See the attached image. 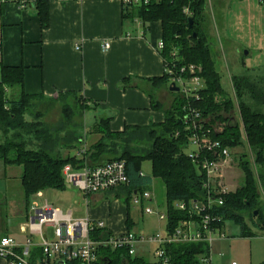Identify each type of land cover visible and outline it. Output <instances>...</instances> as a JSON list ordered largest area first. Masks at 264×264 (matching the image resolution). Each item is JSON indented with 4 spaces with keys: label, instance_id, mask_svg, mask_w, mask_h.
Returning <instances> with one entry per match:
<instances>
[{
    "label": "trees",
    "instance_id": "obj_1",
    "mask_svg": "<svg viewBox=\"0 0 264 264\" xmlns=\"http://www.w3.org/2000/svg\"><path fill=\"white\" fill-rule=\"evenodd\" d=\"M34 6L38 10L41 27L46 28L49 25L47 1L34 0ZM202 7V0H139L137 3L124 4V17L133 20L138 18L143 25L154 21L161 23V41L164 47L160 53L165 60V66L194 64L201 67L200 77L203 79L204 88L198 91V99L191 101L205 118L209 116L212 123H218L220 130L212 134L213 138H218L228 147H236L244 142L239 125L231 121L233 101L224 91L206 36L199 30L197 21ZM190 16L193 17V24L188 29ZM194 29L198 31L197 38L192 37ZM23 73V65L5 66L0 62V161L6 166L21 167V186L28 211L27 199L30 195L43 192L47 188H65L62 169L67 164L74 166L77 161L75 155L70 153L66 156L60 155V147L69 150L78 148L82 141V132H79L81 123L74 118L70 105H65L64 121L56 127L43 123L39 119V113L36 119L26 120L25 115L32 118L35 107L42 101L44 103L56 100L54 97L45 98L42 94L29 95L21 91ZM157 79L152 80L159 81L157 86L170 85L166 72L160 80ZM231 85L238 99L245 142L252 152L253 165L257 171L250 168L248 160L239 162L244 173L242 185L235 192L224 194V204L213 205L210 214L221 218V221L214 222L216 227L223 229L225 220L231 219L238 223L240 236H252L255 232L249 226L264 231V112L261 111L264 107V88L261 83L259 85L242 75H233ZM16 88L20 92L17 98L12 92ZM171 93L172 103L163 111L165 119L161 123L125 126L122 131H112L109 128V117L95 119L88 132L90 135L99 134L100 137L89 145L86 152L92 164L111 159L125 161L128 185L106 193H116L119 188L126 189L124 202L128 206L134 190L142 191L151 184L152 179H159L165 188L167 219L164 229L167 232L172 231L183 219L198 218L197 215L191 216L187 210L176 209L174 203L184 201L188 204H205L208 193L203 185L202 171L185 152L189 136L182 124L184 100L179 93ZM67 94L74 93H59L61 96ZM242 96H247L252 103H244ZM153 106L162 109L159 102H153ZM85 108H88L86 104ZM118 152V157H111L118 155ZM145 160L151 162L150 175L139 173ZM109 233L111 232L97 229L93 236L106 237ZM165 250L171 257V264H202L198 256L207 255L209 252L206 242L168 244ZM96 264L157 263L142 256H130L124 249L99 246Z\"/></svg>",
    "mask_w": 264,
    "mask_h": 264
},
{
    "label": "crops",
    "instance_id": "obj_2",
    "mask_svg": "<svg viewBox=\"0 0 264 264\" xmlns=\"http://www.w3.org/2000/svg\"><path fill=\"white\" fill-rule=\"evenodd\" d=\"M24 1L25 6L19 7L20 0H0V62L5 66H24L21 91L45 98L65 92L80 95L88 107L85 113L89 112L94 119L109 117L112 131L164 121L163 111L172 103L166 99L168 85L157 86L159 81H152L160 80L165 72V60L157 45L163 32L159 21L143 25L138 18H125L123 0H45L49 25L42 28L34 0ZM226 1L222 29L237 71L230 74L248 77V71L260 73L264 69V0ZM106 41L109 48L105 50L102 43ZM152 101L159 102L162 109L155 108ZM238 125L242 127L241 121ZM81 147L86 148L83 142L71 154L77 161L74 168H81L85 161L92 164L86 156L89 148L77 157ZM13 168L15 165L6 166L0 161V179H5L9 192L12 178L20 181L23 206L18 211L22 215L20 224L15 226L7 224L0 213V236L22 244L27 235L23 229L28 211L21 186L22 169L15 168L12 173ZM155 183L154 178L144 189L151 192L148 201L157 194ZM125 190L119 188L110 194L124 199ZM104 194L107 193L88 196L96 200ZM95 213L89 210L86 216L102 220L95 218ZM105 228L113 232L112 228ZM17 238L23 239L17 242ZM0 264L6 262L0 258Z\"/></svg>",
    "mask_w": 264,
    "mask_h": 264
},
{
    "label": "built area",
    "instance_id": "obj_3",
    "mask_svg": "<svg viewBox=\"0 0 264 264\" xmlns=\"http://www.w3.org/2000/svg\"><path fill=\"white\" fill-rule=\"evenodd\" d=\"M139 0H123V4L137 3ZM25 1L20 0L19 7H24ZM159 51L163 50L162 41L158 44ZM106 50L109 42L102 43ZM2 50L0 49V58ZM165 64V63H164ZM165 72L169 76V82L179 87L177 93L184 100L182 107V124L188 132V143L196 146V150L188 153V157L196 163L198 169L204 175V187L208 190L206 203L193 204L181 201L175 204V208L189 212L194 219H183L172 230L166 231L164 235L159 233L154 236L145 237L136 235L131 231L115 234L109 233L106 237H94L97 229L107 231L104 222L100 219L94 220L88 216L83 218L72 217L71 211L62 212L53 207L46 200L40 205L29 203L26 216V225L23 229L27 233L22 244L8 236H0V258L6 264H96L97 250L99 246L104 248L124 249L130 256L135 254L136 245L142 243L155 244L153 258L157 264H171V257L167 254L165 247L168 244H183L206 242L209 252L207 255H199L202 264H212L210 251L213 241L223 240L225 234L223 229L214 225L221 218L210 214L213 205L224 204L222 197L228 193L223 184L216 185L223 174V167L230 160V149L212 134L219 132L218 123H212L211 117L205 118L200 110L193 105L192 99H198V91L204 88L200 75L197 74L193 65L175 67L166 65ZM7 92V90H5ZM188 144V145H189ZM86 148L77 152V157L84 154ZM144 175L143 172H139ZM65 184L73 185L86 195L106 193L111 189L127 185L128 175L125 170V161L111 159L95 165L84 162L81 168H74L67 164L62 169ZM212 193V195H211ZM42 196V192L35 194ZM151 199V192L142 190L132 196L131 202L140 205L145 214H153L151 207L144 206ZM189 208V210H188ZM160 220H166L167 216L158 213ZM50 227L54 238L43 230V226ZM108 232V231H107ZM230 264H237L231 261Z\"/></svg>",
    "mask_w": 264,
    "mask_h": 264
},
{
    "label": "rangeland",
    "instance_id": "obj_4",
    "mask_svg": "<svg viewBox=\"0 0 264 264\" xmlns=\"http://www.w3.org/2000/svg\"><path fill=\"white\" fill-rule=\"evenodd\" d=\"M204 1L203 10L200 13V17L197 21L199 30L206 36L208 44L210 46L212 57L215 62V70L219 73L222 85L224 86V91L227 93L228 97L233 101L234 108L231 111V121L234 124H238L239 121L242 123L241 114L238 110V99L234 94L231 85V72L237 73L235 71L234 58L230 57L227 43H225V37L222 29L223 12L227 4L226 0H202ZM193 19V17H192ZM230 29L233 30L232 27ZM194 31H196L194 29ZM198 32V31H196ZM245 50L243 51L244 54ZM195 71L200 75L201 67L192 64ZM190 65V66H192ZM249 72V73H248ZM246 74L248 79L260 83L264 88V69L262 71H248ZM203 82V79L201 77ZM166 87V86H164ZM166 99H171V95L168 88H165ZM14 96L17 98L20 94L19 89L16 88L13 91ZM56 101L48 102L43 101L39 106L35 107L34 114L32 118L25 115L26 120L36 119L38 113L41 115V120L43 123L48 124L50 127H56L60 122L64 121V108L65 105L72 106V111L74 112V118L81 123L79 132H82V141L84 146L88 149L95 141L100 137L99 134L90 135L88 132L89 127L94 122V118L90 113H85V103L82 97L74 94H67L61 96L59 94L54 96ZM244 103H252L249 101L247 96L241 97ZM164 107V106H163ZM170 107V106H169ZM167 107V108H169ZM264 112V107L261 108ZM37 112V113H36ZM73 116V115H72ZM241 139L244 142L243 145H237L236 147H229L230 149V160L226 166L223 167V174L219 183L216 185L223 184L226 186V190L230 192H235L238 187L242 184V179L244 177L243 170L240 167L239 162L243 160H248L250 163V168L257 171L256 166L253 165V156L247 143L245 142L244 128L240 126ZM94 136V137H93ZM59 149V148H58ZM83 147L79 149L81 151ZM196 150V146L189 144L185 148V152L192 153ZM74 151L60 147V155L66 156L67 153L72 154ZM118 155L111 157H118ZM18 170L21 167L15 166ZM15 168L12 169V173H15ZM142 171L151 174V162L145 160L142 163ZM8 174L10 172H7ZM155 184L157 188V194L155 199L152 201L145 202L144 206L151 207L154 210L153 214H145L142 212L140 205H135L131 201L129 206L125 204L124 199L118 197L114 194H104L99 195L96 200L90 199V197L80 190L76 189L73 185L65 184V188L62 190L57 189H43V196L37 197L36 195H30L28 197L29 203L36 202L38 205L46 200L53 207H58L62 212L71 211L72 217L83 218L87 214L89 215V210L96 211L93 214L95 218H101L104 222L105 227L112 228L113 233L118 234L126 231H131L136 235H143L145 237L154 236V234L159 233L164 235L166 220H160L158 213L166 215V201H165V188L159 179H155ZM10 192L7 191V184L5 179H0V213L2 214V219L6 223L15 224L18 226L20 224L19 220L22 215V191L20 190V181L16 178H12ZM90 195V194H89ZM87 197V198H86ZM14 202H10V201ZM176 204V203H174ZM3 207V208H2ZM6 207V209H5ZM20 210L18 211V209ZM125 208V210H124ZM5 209V211H3ZM3 211V212H2ZM246 215V214H245ZM92 216V215H91ZM248 221V220H247ZM252 232H255L252 236H240L239 225L234 220L227 219L224 222L223 232L226 235L223 240H215L211 246L210 256L212 264H230L231 261H235L237 264H264V231L249 226ZM114 228V229H113ZM43 230L49 234V238L53 239V233L50 227L46 225L43 226ZM12 235L16 236L15 232ZM21 236V235H18ZM23 238H17L22 241ZM16 241V239H15ZM155 244L142 243L136 245L135 254L133 256H142L150 262H155L153 258V251ZM114 249V248H112Z\"/></svg>",
    "mask_w": 264,
    "mask_h": 264
},
{
    "label": "water",
    "instance_id": "obj_5",
    "mask_svg": "<svg viewBox=\"0 0 264 264\" xmlns=\"http://www.w3.org/2000/svg\"><path fill=\"white\" fill-rule=\"evenodd\" d=\"M192 24H193V19L190 16V18L188 19L187 28L191 29ZM192 37L193 38H197V32L196 31L192 32ZM168 87H169L170 91H172V92H178V90H179V87H176L174 85V83H170V85ZM254 212H255V215H257V212L256 211H254Z\"/></svg>",
    "mask_w": 264,
    "mask_h": 264
},
{
    "label": "bare ground",
    "instance_id": "obj_6",
    "mask_svg": "<svg viewBox=\"0 0 264 264\" xmlns=\"http://www.w3.org/2000/svg\"><path fill=\"white\" fill-rule=\"evenodd\" d=\"M240 91H241V90H240ZM41 192H42V191H41ZM38 193H39V192H38ZM35 194H37V193H35ZM35 194H34V195H35Z\"/></svg>",
    "mask_w": 264,
    "mask_h": 264
}]
</instances>
